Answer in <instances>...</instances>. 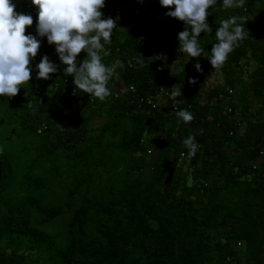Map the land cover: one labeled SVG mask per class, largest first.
<instances>
[{
  "label": "trees",
  "instance_id": "1",
  "mask_svg": "<svg viewBox=\"0 0 264 264\" xmlns=\"http://www.w3.org/2000/svg\"><path fill=\"white\" fill-rule=\"evenodd\" d=\"M11 2L38 36L31 0ZM142 6L101 9L116 20L102 62L123 64L108 87L119 78L124 91L104 101L75 92L42 37L29 83L0 96V264H264V0L208 9L212 32L198 37L208 55L220 21L247 17L248 37L219 68L178 51L174 9L157 5L156 19ZM45 55L57 72L38 80Z\"/></svg>",
  "mask_w": 264,
  "mask_h": 264
},
{
  "label": "clouds",
  "instance_id": "2",
  "mask_svg": "<svg viewBox=\"0 0 264 264\" xmlns=\"http://www.w3.org/2000/svg\"><path fill=\"white\" fill-rule=\"evenodd\" d=\"M246 0H222L225 9L242 8ZM217 0H159L161 7L169 10L167 17L182 22L184 30L178 33V51L191 58L208 55L200 47L198 37L201 33H211L212 27L207 22L208 9L216 5ZM37 9L36 33L46 37L49 45L55 46L64 75L73 77L75 92H82L93 99L104 101L112 95L108 87L117 68H122L121 61L110 65L102 62V55L108 56L106 44L111 43L116 20L102 18L101 9L105 0H31ZM11 0H0V96L15 97L22 85L31 79V60L36 57L41 46L35 36L26 35V28L33 24L31 15L17 13ZM247 17L233 16L220 21L215 31L217 43L211 47L208 62L212 68L221 67L229 54L248 37L245 29ZM103 41V43H102ZM86 53V58L77 64V56ZM141 56V55H140ZM139 62V60L137 61ZM194 68L200 71L201 65ZM37 79L48 80L57 72V66L43 56L36 66ZM189 83H195L190 80ZM27 94V93H26ZM182 95L180 89L172 92L175 98ZM178 120L185 124L194 116L187 110L176 112ZM188 149V156L195 155L198 145L195 135L189 134L183 141Z\"/></svg>",
  "mask_w": 264,
  "mask_h": 264
},
{
  "label": "built area",
  "instance_id": "3",
  "mask_svg": "<svg viewBox=\"0 0 264 264\" xmlns=\"http://www.w3.org/2000/svg\"><path fill=\"white\" fill-rule=\"evenodd\" d=\"M147 2V6H142L141 11H143L145 14L147 15H154L156 19H158V16L156 15L157 12L155 11V8L157 5H159V0H146ZM27 10L30 9L29 5H26ZM138 12V10L134 11V14H136ZM38 40H40V42L42 41V37L39 36H35ZM159 70V68H157ZM199 72V71H198ZM132 89V88H131ZM229 93H231V91H229ZM147 104L151 105L152 108L155 107V102H152L150 99L147 100Z\"/></svg>",
  "mask_w": 264,
  "mask_h": 264
},
{
  "label": "crops",
  "instance_id": "4",
  "mask_svg": "<svg viewBox=\"0 0 264 264\" xmlns=\"http://www.w3.org/2000/svg\"><path fill=\"white\" fill-rule=\"evenodd\" d=\"M126 13H127V9L123 10V12H122V16H125ZM160 48H161V45H160ZM176 66H180L181 69L175 71ZM173 68H174V71H175V72H180V71L183 70V67H182L181 65H179V64H176V63H174ZM220 78H221V77H220ZM111 89H112V91H124V90H125V89H124V86H123V83L121 82V80H120L119 78H115V79L113 80V82H112V84H111Z\"/></svg>",
  "mask_w": 264,
  "mask_h": 264
},
{
  "label": "water",
  "instance_id": "5",
  "mask_svg": "<svg viewBox=\"0 0 264 264\" xmlns=\"http://www.w3.org/2000/svg\"><path fill=\"white\" fill-rule=\"evenodd\" d=\"M180 69H181L180 66H176L175 71L180 70ZM2 173H3V164H2V162L0 160V178L2 176Z\"/></svg>",
  "mask_w": 264,
  "mask_h": 264
},
{
  "label": "rangeland",
  "instance_id": "6",
  "mask_svg": "<svg viewBox=\"0 0 264 264\" xmlns=\"http://www.w3.org/2000/svg\"><path fill=\"white\" fill-rule=\"evenodd\" d=\"M220 77H221V75L215 76L216 79H219ZM103 120H105V118L97 119L96 123L97 122H102Z\"/></svg>",
  "mask_w": 264,
  "mask_h": 264
}]
</instances>
